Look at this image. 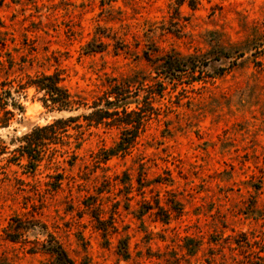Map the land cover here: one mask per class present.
Returning <instances> with one entry per match:
<instances>
[{"label": "rangeland", "instance_id": "1", "mask_svg": "<svg viewBox=\"0 0 264 264\" xmlns=\"http://www.w3.org/2000/svg\"><path fill=\"white\" fill-rule=\"evenodd\" d=\"M195 2L193 9L188 0H0V82L15 87L25 73L59 70L86 103L48 111L28 88L19 99L23 113L0 127V264H52L36 245L47 233L73 264H235L231 256L244 254L228 241L244 233L264 242V0ZM145 51L208 63L196 81L184 73L167 83L154 103L158 114L129 153L97 162L118 129L83 127L75 139L69 127L67 143L52 144L28 172L14 150L20 137L89 112L110 78L148 74ZM156 200L169 210L167 223ZM93 206L112 221L105 234ZM122 238L126 260L117 253ZM189 238L197 241L191 256Z\"/></svg>", "mask_w": 264, "mask_h": 264}, {"label": "trees", "instance_id": "2", "mask_svg": "<svg viewBox=\"0 0 264 264\" xmlns=\"http://www.w3.org/2000/svg\"><path fill=\"white\" fill-rule=\"evenodd\" d=\"M184 2L185 0H176L177 4ZM188 5L195 9V0H188ZM87 51H95V49L89 45ZM218 53H221L223 57H228L226 52L221 49ZM143 57L151 67L148 74L132 72L128 75L110 78L107 81L105 90L96 96L88 106L90 108L89 112L58 117L45 125L34 126L29 132L22 135L20 137L22 143L14 150L18 152L16 157L26 159L27 171L31 173L35 171L46 150L52 144L67 143L63 139L69 137L66 134L69 127L77 129L78 134L75 139L81 137L83 127L104 125L118 129V141L112 148L100 149L97 162H106L114 155L129 153L137 144L138 136L144 132L148 120L153 115L158 114V109L154 106V103L164 94L167 83L179 81L180 75L184 73H190V82L196 81L197 76L195 74L198 72V75L202 76L208 63L199 55L182 56L177 52L152 57L148 51H145ZM12 66L13 63L9 60L8 68ZM28 88H33L36 93L41 94L39 100L48 111L70 112L79 109L81 106H86L82 98L72 95L68 91L63 84V76L59 70L50 73H25L17 80L15 87H12L8 82H0V127L9 126L17 114L21 115L23 113L24 107L19 99L20 95L25 93ZM81 117L85 121L84 125L78 122ZM3 149V146L0 145L1 152H3ZM59 185L58 179L55 187L58 188ZM156 207L158 208L159 219L167 223L169 210L160 206L157 200ZM146 208H151V205H146ZM90 211V215L96 220L99 229L105 234V225L107 222L112 224V221L100 217L102 209L99 206H93ZM176 211L180 213V207H177ZM46 236L47 238L43 242L39 243L37 241L36 245H40L43 251L51 256V263L73 264L62 245L51 234L47 233ZM238 237L240 239H234L233 242L228 241L229 246L235 245L230 247L231 250H237L244 254L245 260H236V254L231 256L235 264H264V242L251 241L244 233H240ZM187 241L193 243L192 246H185L187 254L194 255L197 251V241L191 238ZM118 244L119 250L117 253L123 259H128L126 238L119 239ZM253 247L256 249H252ZM260 253H263V255ZM167 263L176 264L177 260L175 259L172 262L167 260Z\"/></svg>", "mask_w": 264, "mask_h": 264}, {"label": "bare ground", "instance_id": "3", "mask_svg": "<svg viewBox=\"0 0 264 264\" xmlns=\"http://www.w3.org/2000/svg\"><path fill=\"white\" fill-rule=\"evenodd\" d=\"M37 104V103H36Z\"/></svg>", "mask_w": 264, "mask_h": 264}]
</instances>
